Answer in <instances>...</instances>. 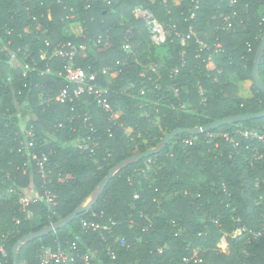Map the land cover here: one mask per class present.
Instances as JSON below:
<instances>
[{"label": "trees", "instance_id": "obj_1", "mask_svg": "<svg viewBox=\"0 0 264 264\" xmlns=\"http://www.w3.org/2000/svg\"><path fill=\"white\" fill-rule=\"evenodd\" d=\"M137 9L162 25V46H154ZM263 38L264 0H0V244L8 254L2 264H14L20 240L85 206L113 169L158 148L175 130L263 112L264 93L253 80ZM68 43L84 47L75 63L85 71L119 70L114 80H99L111 88L116 121L92 97L73 94L66 61L52 55ZM216 54L219 63L208 60ZM151 60L163 66L160 79L144 68ZM233 77L251 82L249 98L239 96ZM259 78L264 84V56ZM64 89L70 98L61 103ZM263 126L261 118L213 131ZM24 128L35 134L33 151L48 158L45 179L20 152ZM192 136L178 135L121 168L91 210L24 244L19 264H41L44 249L74 241L106 264L108 246L118 264H264V161L251 166L245 142L237 149L202 134L199 143H182ZM84 142L90 150L80 148ZM31 183L40 195L44 188L53 193L57 204H32L28 218L19 200ZM101 212L118 223L114 234L128 246L82 229V219ZM239 228L246 232L233 237Z\"/></svg>", "mask_w": 264, "mask_h": 264}, {"label": "built area", "instance_id": "obj_2", "mask_svg": "<svg viewBox=\"0 0 264 264\" xmlns=\"http://www.w3.org/2000/svg\"><path fill=\"white\" fill-rule=\"evenodd\" d=\"M24 1L27 3L30 0ZM84 1L89 2L91 0ZM135 15L137 18H141L148 23L151 33V40L154 46H162L166 42V32L162 25L156 19L153 22H149L148 20H146L150 16H153L148 11L143 12L142 10H138ZM225 19L228 23L226 29H230L232 27V24L229 22L230 18L226 17ZM193 35L195 36V34ZM184 41L185 40H183V43L185 44ZM198 43L202 49L207 48V45L204 42L198 40ZM46 47L48 49L51 48V43L49 41H46ZM78 48L79 50H84L83 46H79ZM78 48L74 47L71 43H68L62 49H55L52 55L58 56L66 61L64 76L65 79L68 81L69 86L73 87V94L76 97H81L83 95H88L92 97L96 104L109 115L110 120L116 121L119 118L120 114L113 110L112 105L110 103L111 88L100 83L99 80L100 78L103 80L107 79L108 81L114 80L119 76V70L104 68L101 70V73L85 71L83 68L77 66L75 63V58L78 53H80ZM124 49L128 53L132 52V48L129 44H126L124 46ZM46 55L47 52L43 53L41 58L44 59ZM15 59V55H12V60ZM208 60L212 61V56H209ZM25 68L29 69V66L27 65L25 66ZM152 72L155 73V69L152 68ZM178 72L179 70L175 69L174 71H172V74L176 75ZM156 75L159 79L161 78V76H159L158 74ZM175 92L178 93V90H175ZM144 93L145 91L142 92V94ZM69 98V89L62 90L59 96L60 102L66 103ZM71 100L73 99L71 98ZM89 120L90 117L86 115L85 122H88ZM23 132L27 140L22 142L20 152L23 153V155H25L30 162L35 163V165L39 169L40 174L45 179V166L48 158L46 155L40 156L38 153L33 151V148L35 147V134L33 130H28L24 128ZM204 135L205 139L209 142H213L217 139H223L227 143H232L234 148L237 149L240 148V145L245 142V150H249L251 152V155L249 157L245 155V159L249 161L250 165L254 166L264 161V126L261 129L256 130L237 129L233 133L211 131L205 133ZM199 137L200 135H194L191 138H186L182 140V143L186 145H194L200 142ZM80 148L85 151H88L90 150V144L84 142V144L81 145ZM138 198L139 196H135V199ZM40 201L45 202L50 207H53L57 204L56 196L45 188L43 195L38 194L35 190L31 191V195L23 194L20 197L19 203L21 206V210L27 214L28 218H30L32 217V212L29 209L30 206ZM19 223L20 222L17 221V224ZM117 226L118 223L111 218H107L103 212L92 213L90 217L81 220L82 229H84L85 231L99 234L103 241H106L107 236H109V239H112L115 243L120 244L122 246H128L125 238H121L114 234V229ZM244 232H246L245 229L239 228L234 232L233 237L242 235ZM222 241L226 242L224 238L222 239ZM106 250L107 255L110 257L111 260L109 264H118L117 255L111 249V247L108 246ZM7 255L8 254L3 241L0 244V264H2L3 260L7 258ZM40 259L41 264H78L79 262H81L82 264H93V261H96L95 264H106V262L102 261L96 256V252H80L79 245L76 241L68 242L65 245L59 244L52 248H46L42 251ZM190 262L191 259L183 260V264H189ZM194 262L201 263L202 261L195 259Z\"/></svg>", "mask_w": 264, "mask_h": 264}, {"label": "water", "instance_id": "obj_3", "mask_svg": "<svg viewBox=\"0 0 264 264\" xmlns=\"http://www.w3.org/2000/svg\"><path fill=\"white\" fill-rule=\"evenodd\" d=\"M146 20H148L149 22H153L155 20V17L150 16ZM263 56H264V38H263L261 46L258 50V53L256 56V61L254 63V68H253V80H254L255 84L258 86V88L264 93V84L261 82V80L259 78V69H260V64H261ZM261 118H264V111L261 113H257V114H247V115L228 117V118H225L223 120L217 121L215 123L206 125L204 127H199V128L192 129V130H184V129L175 130L169 137H167L162 142V144L158 148L151 150L145 154L133 157V158L129 159L128 161L124 162L123 164H121L120 166L113 169L110 172L109 176L103 181V183L101 184V186L99 187L97 192L92 196V199L89 201V203L87 205L77 209L73 214H71L69 217L65 218L64 220L60 221L59 223H57L53 226L47 227L39 233L24 237L22 240H20L19 243L16 245L14 252H13L14 264H19L18 253H19V249L24 244L28 243L32 239L42 238L44 236L49 235L50 233L56 232L57 230L64 228L65 226H67L71 222H73L80 214L91 210L95 201L98 199V197L103 192V190L108 186V184H109L110 180L113 178V176L121 168L127 166L128 164L134 163V162H140V161L160 152V150L162 148L166 147L171 142V140L176 138L178 135H181V134L202 135V134L211 132L213 130H217L223 126L234 125V124H238L241 122H247L250 120L261 119Z\"/></svg>", "mask_w": 264, "mask_h": 264}, {"label": "rangeland", "instance_id": "obj_4", "mask_svg": "<svg viewBox=\"0 0 264 264\" xmlns=\"http://www.w3.org/2000/svg\"><path fill=\"white\" fill-rule=\"evenodd\" d=\"M142 11L146 12L145 10H142ZM136 12H138V9L135 10V13ZM144 68L146 70H151V71H152V68H153V69H155V73L158 74L159 76H161L160 72L162 71L163 66H162L161 62L151 60L149 64L144 66ZM233 81H234L233 83L237 86V88L239 90V96L242 95V97H247L250 94V92H251V82L239 81L237 78H234V77H233ZM128 131H132V130H128ZM32 190H35L33 183H31L28 187H26V189L23 191V194L31 195V191ZM89 201H88V203H89ZM226 244H227V242L221 241L219 246L223 250H226L227 249V245Z\"/></svg>", "mask_w": 264, "mask_h": 264}, {"label": "crops", "instance_id": "obj_5", "mask_svg": "<svg viewBox=\"0 0 264 264\" xmlns=\"http://www.w3.org/2000/svg\"><path fill=\"white\" fill-rule=\"evenodd\" d=\"M220 59H221V56L216 54V56H213V60L211 62H213V63H219L220 62ZM250 94L247 97H242V95H240V97L246 99V98H249L250 97Z\"/></svg>", "mask_w": 264, "mask_h": 264}]
</instances>
